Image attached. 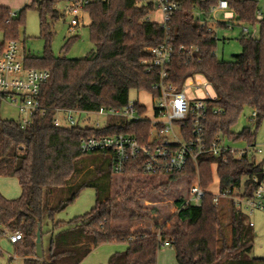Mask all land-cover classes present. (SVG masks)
<instances>
[{"label":"trees","instance_id":"16d2710c","mask_svg":"<svg viewBox=\"0 0 264 264\" xmlns=\"http://www.w3.org/2000/svg\"><path fill=\"white\" fill-rule=\"evenodd\" d=\"M71 1L74 0H33L15 18L9 8L0 6L3 43L19 42L25 13L30 9L39 13L41 35L48 47L41 58L24 54L25 65L28 69L46 70L51 74L39 96L40 106L46 110L45 117L36 116L30 126L22 129L18 121L4 120L0 116V177L16 178L21 188V195L15 200H8L0 193V239L4 232L21 235L22 240L13 245V250L15 256L24 259V264H82L94 250L107 244L126 246V250L113 256L109 264H157L158 252L165 242L170 243L178 264H222L226 258L233 264H264V260L244 262L242 258L246 250V214L229 207L231 231L228 237L220 209L214 204V195L209 193L214 182L212 165L217 162L220 165L215 173L219 194L224 196L232 191L236 196L251 199L257 187L254 179L261 168L250 160L230 157L224 164L212 155H204L197 165L191 162L184 172L157 179L168 182L154 186L150 193L183 177L193 180L198 170L205 195L198 205L181 207L165 223L156 222L153 231L142 223V214L130 211L123 203L127 197L126 188L133 186L135 180L137 190H144L129 197L131 202L148 194L146 186L142 185L149 181L156 183V179L143 176L138 161H131L125 174L119 176L120 191L115 196L97 198L89 213L68 223L55 221V216L73 204L88 187L84 179L90 172L94 179L101 177L100 169L104 173L109 171L106 179L111 184L114 180L111 154L84 155L80 151L83 140L123 134L135 136L145 144L151 130L150 122L112 118L101 130L57 127L54 125L56 112L121 110L130 104L132 92L151 93L158 78L155 72L146 73V50L161 44L167 35L175 51L170 68L173 85L182 89L189 78L200 75L217 96L213 106L220 108L222 114L209 116L208 142L221 134L233 142L255 143V134L249 129L240 134H234L232 129L245 111L257 112V127L264 119V19L256 20L259 2L228 0L238 18L236 27L258 24L260 30L257 38L241 33L238 41L242 53L234 61L224 62L216 57V33L202 27L193 14V11H200L204 19H209L210 10L218 0H180L181 6L167 35L159 25L146 20L151 9L136 7L137 0L93 2L85 8V14L90 18L89 36L94 50L84 59L71 60L65 54L56 58L49 47L52 32L47 17L57 20V6ZM219 29H227V26L221 25ZM136 108L138 114L146 111L137 103ZM85 157L102 159L89 161L90 164L86 161L79 169L77 165ZM180 204L176 203L179 207ZM118 206L129 211V220L137 223L126 229L120 227L115 214ZM44 219L59 231L50 242L48 262L44 256L42 259L36 256L37 233L40 232L42 239Z\"/></svg>","mask_w":264,"mask_h":264},{"label":"built area","instance_id":"2783aa9c","mask_svg":"<svg viewBox=\"0 0 264 264\" xmlns=\"http://www.w3.org/2000/svg\"><path fill=\"white\" fill-rule=\"evenodd\" d=\"M100 0H74L64 6L62 12H58V19L65 21L68 17L69 33L76 32L84 24L85 8L93 2ZM103 2L107 0H101ZM181 6L180 0H137L136 7H148L150 13L146 20L157 24L166 35L169 33L170 24ZM62 14L59 17V14ZM154 14L157 19L152 18ZM199 24L207 27L209 31L218 30L221 25H226L228 30H233L236 26L237 15L230 9L228 0H218L215 7L210 10L209 19L203 18V13L193 11ZM16 14H12L15 18ZM264 19V14L259 10L256 15L257 22ZM251 32L248 28H243L242 33L255 37L256 30ZM217 40V37H216ZM148 60L146 61V73L155 72L158 81L152 87L151 93H145L155 101L152 116L147 115V109L143 114H138L136 103L144 107L139 102L130 103L121 110H109L102 108L97 112H81L74 110H59L54 118V125L63 128L79 127V120L87 123L88 116L98 118L125 120L126 122H150L151 130L147 137V142L141 144L134 136L114 135L102 138L83 140L80 151L84 155L97 153H110L112 156V172L116 176H123L131 161L141 162V173L146 178H169L173 174L186 170L193 162L197 165L198 159L204 155H212L215 159H220L225 164L228 158L236 160H250L261 168L262 179L259 182L258 176L254 179L257 184L256 190L251 199L234 195L232 191H227L226 195L214 196V204L219 207L221 199L231 200V206L241 210L246 216H253L260 212L264 214V159H258L263 154L261 149L255 148V143L248 144L245 150H237L232 144L240 142L230 141L227 137L219 134L213 142L207 140V123L209 116L221 115L220 108L213 106L215 99H211L206 94L205 100L189 99L185 94L184 86L191 79L189 78L182 89L173 85L170 79V68L174 58V48L167 35L166 39L155 47L147 48ZM51 79L50 72L46 70L28 69L25 65V58L21 55L20 44L17 41H8L0 44V102L5 101L15 108L20 115L18 120L22 129L31 125L36 116L45 117L46 110L40 106L39 96L42 86ZM207 82V81H206ZM192 86V84L190 85ZM210 84L204 87L205 90ZM211 87V86H210ZM60 116H63L62 119ZM257 112H251V120L257 123ZM106 126V125H105ZM100 122L95 123L92 129L101 130L105 128ZM219 164L212 165V171L217 172ZM189 178V177H188ZM190 180V178H189ZM190 198L187 199L183 209L189 205H198L205 195L201 187L200 176L197 170L195 179L190 181ZM249 228H254L253 223H248ZM3 239L12 246L22 240L19 233H3ZM162 247H171L165 242ZM1 254V250H0ZM15 257V255L13 256ZM9 257V263L14 260ZM0 264H4L1 263Z\"/></svg>","mask_w":264,"mask_h":264},{"label":"rangeland","instance_id":"374dc122","mask_svg":"<svg viewBox=\"0 0 264 264\" xmlns=\"http://www.w3.org/2000/svg\"><path fill=\"white\" fill-rule=\"evenodd\" d=\"M33 0H0V6L9 8L13 14H18L26 5H31ZM259 2V8L262 14H264V0H256ZM64 10L63 5H59L56 8L57 13L62 12ZM61 13L59 17H61ZM58 16V14H57ZM153 20L158 18L157 14L152 16ZM70 19L68 17L65 18V21L61 18L57 20H52L50 16L47 17V24L49 25L52 38L49 44L50 51L53 56L56 58L61 57L63 54L67 56L68 59L71 60H79L84 59L88 56V54L94 50V46L90 41L89 36V25L90 18L85 15L84 24L80 27L76 32L69 33L68 24ZM243 28L250 29L251 32L256 30L255 37L259 36V25L250 26L243 25L240 27H235L233 30H216V37L218 40L216 57L219 61L224 62H232L235 60V57L239 56L242 53V47L238 41L239 36L241 35ZM74 42L70 40L74 39ZM3 41V36L0 33V44ZM19 44H20V52L21 55L24 54L41 58L44 56L45 49L48 47L46 40L41 35L40 30V19L39 13L34 10H28L24 15V27L20 30L19 36ZM192 84V86H190ZM207 85L206 80L197 75L193 79H191L188 83L185 84V94L189 99H200L205 100L206 94L211 99H215V92L212 87L207 86L205 90V86ZM139 102L141 105L147 109V115L150 117L153 113V105H155V101L151 99V97L145 93L137 94L136 92H132L130 95V103ZM0 116L4 120L9 121H18L20 118L19 112L7 104L5 101L0 102ZM63 116H60L62 119ZM76 120H79V127L81 128H93L95 127V123L97 121L100 122L101 126H105L109 119L107 118H98L96 116H88L87 123L84 124L83 120H80L78 117H75ZM63 121V127H64ZM66 126V125H65ZM244 129H249L252 133L255 134V148L261 149L263 154L258 156V159H264V119L257 127L256 123L251 120V113L244 112L238 121V124L235 128L232 129L234 134H240ZM232 147L237 150H245L248 147L246 142H240L237 144H232ZM102 159V157H85L79 161L77 167L80 169L81 164H85L87 161L96 162ZM90 161V162H89ZM96 164V163H95ZM89 172V171H88ZM101 177L92 178L93 172H90L88 177L84 179V182L88 184V187L85 188L79 195V197L71 204L66 210L58 213L55 216L56 222H65L68 223L75 218L82 217L83 215L89 213L95 206L97 198L99 199H107L109 197L115 196L116 192L120 191L121 182L119 181V176L114 175V180H112V184L106 179L109 177V171L104 173L100 169ZM214 182L210 187V193L218 195L219 192V181L218 178L213 172ZM5 178V177H4ZM3 178V179H4ZM190 178V177H189ZM188 177H183L180 184L168 183V186L160 189L156 193H150L151 190L154 189V186H158L159 184H167V180L160 181L156 179V183L149 181L146 184L142 185L146 186L145 190L148 194L144 196H140L139 198L133 200L129 197H133L137 193V191H141L144 189L136 188V181L134 185L126 188L127 197L124 199V206H127L130 211H137L138 214H142L141 218L143 219V224L148 228L149 231H152V228L156 222L159 224L164 221H168L171 216L177 214L173 213L172 208L173 205L180 200L181 206L183 207V200L190 198V181ZM117 180V182L115 181ZM17 181V179H15ZM77 180V176L74 181ZM142 181V180H141ZM152 182V183H151ZM80 184V182L78 183ZM77 184V185H78ZM82 184V183H81ZM115 185H117L115 187ZM19 188V184H18ZM150 191V192H149ZM150 193V194H149ZM67 197V194L65 198ZM127 199V200H126ZM186 200L185 203H186ZM54 201V200H53ZM55 202V201H54ZM231 206V200L227 201L225 199H221L220 201V214L223 219L225 234L229 237L230 235V225H229V207ZM142 208L148 211L140 212L138 208ZM151 211V213L149 212ZM154 211V212H153ZM115 214L118 217V224L120 227L124 229L129 228L131 224H136V221L129 220V216L131 213L127 212L124 207L118 206L115 208ZM143 216V217H142ZM150 220V221H149ZM136 222V223H135ZM164 222V223H165ZM173 222L171 221L170 224ZM248 223H253L254 228H249ZM247 231L245 238V251L242 256L244 258V262H251L252 260L260 259L264 260V214L257 212L253 216H248L246 221ZM42 249L44 259L49 261V246L51 240L59 233L58 230L53 228V225L47 219H44L42 225ZM1 251L3 252V256L0 258V262L7 264L9 262V255L12 254L11 245H9L6 241L0 242ZM3 249V250H2ZM249 249V250H248ZM126 250V246L124 244H107L103 245L97 250L93 251L82 264H109L110 259L118 253H123ZM7 251V252H6ZM15 255V253H14ZM13 257V256H11ZM14 260L11 261V264H24L23 259L17 256L13 257ZM157 264H178L176 261V256L171 247H162L158 252ZM222 264H233L230 259L226 258Z\"/></svg>","mask_w":264,"mask_h":264},{"label":"crops","instance_id":"0c3cea01","mask_svg":"<svg viewBox=\"0 0 264 264\" xmlns=\"http://www.w3.org/2000/svg\"><path fill=\"white\" fill-rule=\"evenodd\" d=\"M33 2V1H32ZM26 6H28V5H26ZM4 177H0V193L6 198V199H8V200H15V199H18L19 197H20V195H21V188H20V185H19V188H18V184H19V182H18V180L16 181L15 179L16 178H4ZM182 180V179H181ZM181 180H179V181H177L176 183L177 184H180L181 183ZM209 193H210V189H209ZM215 195V194H214ZM188 198V197H187ZM186 198V199H187ZM186 199H184V200H186ZM183 200V207H184V205L186 204L185 203V201ZM178 202H180V200H178ZM187 202V201H186ZM182 206L180 205V207L179 206H177L176 204H174L173 205V208H172V215H173V213H177V212H179V210L180 209H182L181 208ZM150 221V220H149ZM152 231H153V228H152ZM1 241H6L8 244H9V242L7 241V240H5V239H0V242ZM9 245H11V244H9ZM12 246V245H11ZM12 249H11V251H12V254L10 255V254H8L9 255V257H11V256H14V250H13V246L11 247ZM0 249H1V246H0ZM3 250V249H2ZM97 250V249H96ZM5 250H3V252H4ZM95 251V250H94ZM3 252L1 251V254H0V258L3 256ZM7 252V251H6ZM23 263H24V259H23ZM9 264H11V263H9Z\"/></svg>","mask_w":264,"mask_h":264},{"label":"water","instance_id":"95a60500","mask_svg":"<svg viewBox=\"0 0 264 264\" xmlns=\"http://www.w3.org/2000/svg\"><path fill=\"white\" fill-rule=\"evenodd\" d=\"M61 57H64V54ZM258 178L260 182L262 179V175L259 174ZM36 256H37V259L43 258L42 239H41V234L39 231L37 233V239H36Z\"/></svg>","mask_w":264,"mask_h":264}]
</instances>
